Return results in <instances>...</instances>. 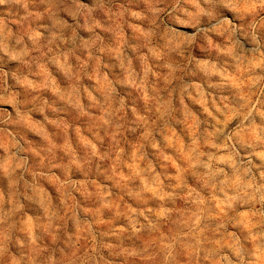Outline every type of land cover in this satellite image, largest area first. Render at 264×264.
<instances>
[{
	"label": "clouds",
	"instance_id": "9594fccd",
	"mask_svg": "<svg viewBox=\"0 0 264 264\" xmlns=\"http://www.w3.org/2000/svg\"><path fill=\"white\" fill-rule=\"evenodd\" d=\"M0 264H264V0H0Z\"/></svg>",
	"mask_w": 264,
	"mask_h": 264
}]
</instances>
